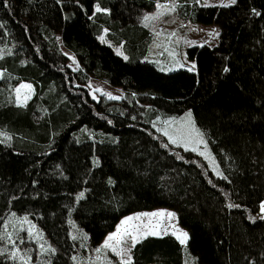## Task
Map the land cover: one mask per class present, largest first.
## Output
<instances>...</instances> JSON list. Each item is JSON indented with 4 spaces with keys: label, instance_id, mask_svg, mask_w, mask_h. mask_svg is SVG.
<instances>
[{
    "label": "trees",
    "instance_id": "16d2710c",
    "mask_svg": "<svg viewBox=\"0 0 264 264\" xmlns=\"http://www.w3.org/2000/svg\"><path fill=\"white\" fill-rule=\"evenodd\" d=\"M49 1L61 11L54 25L37 0H0V218L28 215L54 247L48 264H74L75 245H96L124 215L167 207L188 231L186 247L173 234L150 235L131 247V264H264V0L177 8L218 31L216 45L188 49L207 61L199 80L140 60L149 29L108 12H125L124 0H94L101 10L92 14ZM158 1L166 0L134 7ZM105 29L125 41L129 59L98 41ZM90 78H118L124 92L95 101ZM21 81L33 94L18 105ZM186 110L222 175L152 125ZM72 223L86 237L72 238Z\"/></svg>",
    "mask_w": 264,
    "mask_h": 264
},
{
    "label": "rangeland",
    "instance_id": "374dc122",
    "mask_svg": "<svg viewBox=\"0 0 264 264\" xmlns=\"http://www.w3.org/2000/svg\"><path fill=\"white\" fill-rule=\"evenodd\" d=\"M127 10L120 13L116 10V6L112 5L108 12L116 19H119L121 25L125 23H133L140 19V23L147 27L150 31L149 41L146 44L145 52L140 57L142 61H148L162 73H182L185 75H193L195 80H199L200 76L207 69V61L203 58L192 59L189 56L188 49L194 46H200L207 43L209 46L217 44L218 33L215 25L204 24L186 18L178 11V7L187 0H166L158 1L152 10H140L134 7V0H124ZM192 1V0H189ZM200 6H216L232 4L231 0H193ZM52 2V1H51ZM49 0H37V7L40 10L41 19L51 25L57 23L60 19L59 9ZM62 9H74L78 13L80 7H86L88 12L92 14L96 10L94 0H62ZM89 14V15H90ZM149 17L145 20V17ZM174 33V35H173ZM101 37L103 39H101ZM98 41L111 47L112 51L121 58L129 59L130 54L125 46V41L121 40L118 43L114 42L108 36V30L97 37ZM194 42V43H193ZM61 51L67 56V64L73 70L78 68V62L74 54L64 46H60ZM191 69V70H189ZM2 71L0 70V76ZM27 85L30 87H21ZM89 96L98 101L102 96L110 98H119L124 92V86L118 78H110L108 81H101L90 78L86 84ZM19 89V94H17ZM33 94V85L26 81H21L15 88V102L18 105L25 104ZM191 113L190 124L186 116ZM153 127L163 135L169 143L174 146H182L184 148L193 149L200 155L207 164L208 168L214 175H222L221 168L209 148L204 133L199 129L194 121L191 110H186L180 115L159 117L153 123ZM195 129L193 131L192 129ZM167 132L168 135L164 133ZM199 133L200 135H198ZM176 140L173 143L172 140ZM204 143H199V140ZM219 173V174H218ZM264 203V200L263 202ZM261 203V204H262ZM261 208V207H260ZM163 212V216H147L145 213ZM264 214V211H261ZM172 213L169 217L167 214ZM139 216V219L136 217ZM126 217H133L129 222V232L135 234L136 226H139V231H144V225L151 222L152 225L158 226L156 230L159 235L173 234L175 237L181 233H187L185 243H181L186 247L189 234L188 231L179 223L177 214L167 207H155L148 210H141L124 215L117 223L115 228L109 231L96 245L91 246L81 244L76 246V251L72 255L74 264H114L116 262L123 264L124 260L131 259L130 249L132 247L130 236L124 237L123 241L116 245L118 252H123V256H117L111 249H104L102 245L106 238L117 231V226ZM26 218V220H25ZM70 236L86 235L78 228L75 223H72L70 228ZM166 233V234H165ZM0 257L8 258L7 264H48L54 253V247L44 232L28 217V215H15L13 213L5 214L0 218ZM184 238V237H181ZM143 237H140V240ZM115 244V241H112ZM101 251L97 252L96 249ZM15 253V257H13Z\"/></svg>",
    "mask_w": 264,
    "mask_h": 264
},
{
    "label": "snow or ice",
    "instance_id": "6c2138e0",
    "mask_svg": "<svg viewBox=\"0 0 264 264\" xmlns=\"http://www.w3.org/2000/svg\"><path fill=\"white\" fill-rule=\"evenodd\" d=\"M231 2L232 3H235L236 0H231ZM224 6H227V5H224ZM96 10L97 11H100L101 10L98 5H97ZM148 19H149V17L146 16L145 17V20H148ZM173 35H174V33H173ZM216 35H218V33H216ZM101 39H103V38L101 37ZM125 59H126V57H125ZM189 70H191V69H189ZM225 71H227V69H225ZM21 87H30V86L22 85ZM19 91L20 90L17 89V94H19ZM186 116L188 118V122L191 124L192 123V121H191V113H187ZM192 130L195 131L194 127H193ZM164 134L165 135H168L167 132H165ZM197 134L200 135L199 133H197ZM172 142L173 143H176V140L173 139ZM198 142L199 143H204V141L202 139L199 140ZM192 151H196V148H193ZM200 155H204V153L201 152ZM80 195L83 196V193H81ZM260 207H261V211H264V203H262ZM143 215L155 217V216H163L165 214L163 212H159V213H145ZM167 215L169 217H171L174 214L168 213ZM139 218H140L139 216L136 217V219H139ZM132 219H133V217H126L124 220H122L120 222V225L117 226V231L114 232V233H112V234H110L106 238V240L104 241V243L102 245V248H104V249H111L113 252L116 253L117 256H123L124 253L123 252H118L117 251V248H116V245L120 244L123 241L124 237L130 236L132 247H135L136 244L140 242V237L147 238L150 235H159L160 234L156 230V228L158 226L152 225L151 222H149V224H147V225H144V231L143 232H140L139 231V226H136V232H135V234L130 233L128 227H125V226L127 225V226L131 227V225H129V222ZM25 220H26V218H25ZM173 234L176 235V232H173ZM181 237H184V238H181ZM186 238H187V233H181L180 235H177V239H180V242L182 244L185 243ZM0 239H3V237H0ZM112 241H115L116 243L113 244ZM96 251L99 252V251H101V249L98 248V249H96ZM13 257H15V253H13ZM123 264H131L130 257H129V259L124 260L123 261Z\"/></svg>",
    "mask_w": 264,
    "mask_h": 264
}]
</instances>
